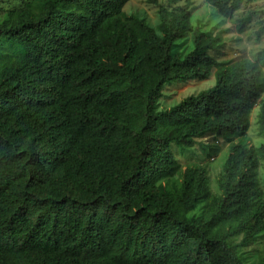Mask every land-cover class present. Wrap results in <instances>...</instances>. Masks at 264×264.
Segmentation results:
<instances>
[{
	"label": "trees",
	"instance_id": "1",
	"mask_svg": "<svg viewBox=\"0 0 264 264\" xmlns=\"http://www.w3.org/2000/svg\"><path fill=\"white\" fill-rule=\"evenodd\" d=\"M130 1L49 0L0 21V264H242L230 241L264 236V144L229 147L216 198L196 169L172 194L158 186L180 170L172 146L247 134L260 67L218 70L160 110L165 84L207 80L211 40L198 32L172 55L189 32V12L168 9L181 0L159 7L157 29L123 20ZM203 1L231 20L241 0ZM258 125L264 135V108Z\"/></svg>",
	"mask_w": 264,
	"mask_h": 264
},
{
	"label": "rangeland",
	"instance_id": "2",
	"mask_svg": "<svg viewBox=\"0 0 264 264\" xmlns=\"http://www.w3.org/2000/svg\"><path fill=\"white\" fill-rule=\"evenodd\" d=\"M49 0H0V21L15 15L18 10H28L32 14H39L44 4ZM166 0H158L157 6L149 5L147 0H131L123 9L124 21L136 20L153 29L159 26V7L165 6ZM169 10L183 9L189 12L188 37L176 42L172 47V55L181 58L193 50V36L200 32L211 40L209 56L217 65L205 70L206 81L193 79L189 82H171L164 85L162 97L158 101L160 110L174 107L184 98L196 95L215 84V74L218 70L246 61L256 63L264 80V0L247 2L241 0L233 18L227 20L208 6L203 0H181ZM60 12L76 13L79 9L74 6L60 5ZM264 108V94L257 106L252 110L249 121L250 128L243 137L219 138L215 135H205L194 139L189 147L172 146L174 159L180 170L173 179L158 183L159 189L172 194L181 188L183 174L186 169H196L204 173L207 179V189L210 198L220 195L218 180L223 174L228 149L234 144L255 149L264 144V135L259 131L258 119ZM257 178L258 189L264 201V158H258ZM210 201L199 203L188 214L189 218L201 216ZM242 236L230 241L234 246L242 264H264V236L258 237L246 246H241Z\"/></svg>",
	"mask_w": 264,
	"mask_h": 264
}]
</instances>
